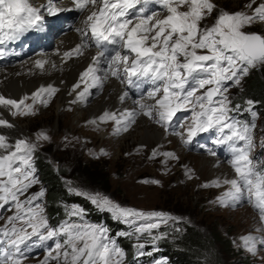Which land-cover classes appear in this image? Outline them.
<instances>
[{
    "label": "snow or ice",
    "instance_id": "1",
    "mask_svg": "<svg viewBox=\"0 0 264 264\" xmlns=\"http://www.w3.org/2000/svg\"><path fill=\"white\" fill-rule=\"evenodd\" d=\"M71 8L57 7L48 0L45 11L50 17H58L65 11L87 12L84 27L77 29L83 39L75 48L65 51L63 59L83 55L90 45L98 49L86 70L80 74V83L73 91L84 89L76 100L83 101L90 94V88L101 87L109 76L116 78L128 88L140 89L144 84L152 85L147 99L135 101L144 116L153 120L167 131L177 118L179 128L172 134L180 137L184 144H190L200 133L213 131L217 135L216 144H227L232 158L229 161L235 178L226 179L224 184L230 188L218 197L222 206L247 201L257 210L259 220L264 224V168H258L252 158L255 118L252 100H247L246 111L251 112V123L237 120L230 113L239 112L241 105L233 106L229 89L242 87V81L254 69L264 68V34L247 31L253 25H264V0H248L243 5L246 10L229 12L220 7L215 0H70ZM158 5L160 10H149V5ZM214 23H205L208 18ZM45 20L40 7L33 6L29 0H0V43L3 39H15L17 35L39 28ZM108 46H113L109 53ZM106 53H109L106 55ZM114 53V54H112ZM48 61H34L36 68L44 69ZM106 63L107 68L99 65ZM56 67L55 64L52 65ZM99 71L104 76L97 75ZM58 91L49 85L41 87L33 94V101L47 106ZM46 94L47 99H42ZM125 91L119 98L123 102L128 97ZM28 97L19 101L0 96V106L15 109L13 116L34 115L32 104H26ZM190 113L187 123L179 122L178 113ZM135 111H125L120 118L115 113L105 112L102 121L113 120L118 126L116 132H127L135 123ZM95 123V121H93ZM0 127L12 128L7 119L0 118ZM37 139L47 140L40 133ZM239 142H243L242 145ZM264 147V140L260 141ZM0 210L11 204L15 214L7 217L10 226L0 227V264H22L21 245L32 237L40 241L55 240L41 264L50 260L57 264H122L124 252L109 239L107 229L88 223L64 222L59 228H52L44 215L41 204L35 203L45 195L44 190L21 200L28 190L38 183L31 163L35 145L18 139L14 145L7 136L0 134ZM210 155L216 153L208 149ZM157 153L153 152L155 157ZM164 156L178 159L173 153ZM190 171V170H189ZM192 176L189 175V179ZM158 184L159 181H151ZM220 187L219 181L203 187ZM77 195L87 197L103 210L112 212L125 223L151 221L157 219L167 222L174 219L162 212H143L122 207L107 197L92 195L70 189ZM71 216L83 218L81 209L74 208ZM17 223L20 227H17ZM159 223H145L137 232L151 231ZM264 231V229H258ZM155 237L154 239H158ZM244 245L249 252H256V238L246 236ZM264 245V238L259 241ZM143 247V245H140ZM162 264V262H158Z\"/></svg>",
    "mask_w": 264,
    "mask_h": 264
},
{
    "label": "rangeland",
    "instance_id": "2",
    "mask_svg": "<svg viewBox=\"0 0 264 264\" xmlns=\"http://www.w3.org/2000/svg\"><path fill=\"white\" fill-rule=\"evenodd\" d=\"M215 2L222 9L235 12L246 10L243 8V5L248 0H215ZM257 2L259 3L260 0H257ZM205 23L210 26L214 23V20L210 17ZM246 30L259 31L264 34V25H253L250 29ZM23 59L21 60L23 61ZM21 60L19 61L21 62ZM254 71L259 75L260 80L264 82V68L254 69ZM252 72L253 70L250 74ZM244 83L245 78L242 81V87L233 86L229 89L230 99L234 98L241 88H244ZM119 84L121 85L120 82ZM56 94L52 96L47 106H44L38 100L34 102L32 99L33 95H29L25 103L33 105L34 115L13 116L11 114L12 118L23 126V131L21 132L22 139L26 140L29 144L35 145L31 159L32 165L36 157H39L41 153L46 154L48 157L45 160L49 162L52 170L56 171L60 168L63 171L62 178L66 180V187L79 192L107 197L122 207L143 212H162L174 219H180L179 213L175 214L176 211L174 209L180 212L185 211L186 213L189 211L191 216L203 225H208L209 227L210 225H217V227H220L222 235L226 238L228 236L231 244L234 246L233 248L237 249L236 251H224L220 255L221 264H264V245L259 243L264 238V231H258V229H264V224L259 220L257 210L248 204L246 200L237 203L235 206L231 203L228 206H222L218 202L217 198L222 196L230 188V185L223 183L227 178L219 177V174L212 172L215 168L213 164H205V159L213 160V157L203 156L198 152L186 150L185 144L181 141L180 137L166 132L160 125H156L153 120H148L147 118L144 119H147L150 125L158 126L157 128L164 134V138H157L158 140L154 137H151L152 140L151 138L144 139L145 132L139 131L145 127L142 124H139L137 129L131 126L129 131L117 133L115 121H102L100 118L92 120V122L104 123L102 130L98 129L95 132H91V130L82 125L81 121H77L73 108L68 110L69 112L67 113L60 111V107L56 103ZM42 99H47V95L42 96ZM232 104L234 106L233 102ZM248 107L247 104L241 105L240 116L235 118L242 122L251 123L253 117L251 112L246 111ZM251 107L252 111L257 113L255 118L256 128L254 129V143L256 147L252 151V158L258 168H264V147L260 146V141L264 140V106L257 108L252 105ZM12 111H15V109H11V113ZM121 113L115 114L120 115ZM141 113L142 111L140 110L139 114ZM84 116L86 118L87 114ZM245 117L248 119L244 120ZM140 118L143 119L141 116ZM180 131H183V129H180ZM40 133L47 135L48 139L38 140L37 137ZM242 143L239 142L240 145ZM3 152L4 150H0V153ZM153 152L157 153L155 157L153 156ZM163 153H173L178 159L166 157ZM207 155H210L209 152ZM215 157L220 158L218 155H215ZM231 158L232 153L231 157L227 160L221 161L218 159V163L223 164L226 169L233 172V178H235V173L229 163ZM77 163L83 164L88 169L74 172ZM90 168L100 170L102 178L101 176L99 178L94 172L90 173L93 170H90ZM70 173L79 174L81 179L72 178ZM103 174H106V182L103 180ZM34 175L38 183L33 185L24 196H21V200L40 192L42 189L45 192L44 184L39 180L36 170ZM189 175L192 176L191 179H189ZM93 177L96 179L95 183L93 182ZM154 180L159 181V183H151ZM213 181H219L221 186L203 187L205 184L211 185ZM93 185H98L106 190L105 192H99L100 190L98 189L95 191L93 190ZM35 203L42 205L44 215L46 216L44 196L35 201ZM73 209L68 208V210ZM13 213L15 214L14 207ZM66 221L69 223L91 224L80 221L77 217L71 216L70 212H67L64 217L58 220L55 228H59ZM0 223H5V227L8 225L6 219L0 220ZM145 223L165 224V222L157 219L151 221L141 220L140 224L136 225V227L138 228ZM17 227H20L19 223H17ZM136 229L129 232L128 235H134L133 243L139 245L144 240L139 239L135 233L146 234L151 237L150 240H156L154 239L156 234H162V231L157 228L152 229L150 232H137ZM246 236L256 238L255 254L249 252L248 248L244 245L243 238ZM217 244L218 242L215 241L214 245L216 247L222 246V243L218 244V246ZM54 246L53 242V245L46 248L40 254V258L22 260V264H41L47 256L48 251L53 249ZM221 250H223L222 247ZM49 264H57V262L50 260Z\"/></svg>",
    "mask_w": 264,
    "mask_h": 264
},
{
    "label": "bare ground",
    "instance_id": "3",
    "mask_svg": "<svg viewBox=\"0 0 264 264\" xmlns=\"http://www.w3.org/2000/svg\"><path fill=\"white\" fill-rule=\"evenodd\" d=\"M86 15L87 12H83L74 25V28L54 40L48 50L37 54H29L23 59V61H18L19 63L16 62L13 65L0 67V96H4L6 99L19 101L29 95H33L41 87H48L51 85L58 89L57 94H55L57 95L56 103L60 107V111H65L67 113L69 112L68 110L73 108L77 121H81L82 125L91 130V132H95L98 129L102 130V125L104 123L100 124L95 121L96 123L93 124L92 120L102 117L105 112L121 113L129 111L130 109L138 110L139 108L132 104L130 98L126 97L123 102L120 100L119 97L124 93V90L119 84V80L110 76L103 80L101 91V93H103H99L101 94L100 96L99 94L97 95L98 97L87 96L85 100L73 103V101L76 100L77 94L80 91H83L85 85L81 83L80 88L75 91H73V88L77 83H80V74L84 72L91 63L95 50L87 47L83 50V55H74L71 59L67 60H64L62 57L65 51H69L75 48L77 44L81 43V33L77 31V29L84 27L82 17L85 18ZM38 59H45L48 61V63L45 64L44 69L35 67L34 61ZM53 64L56 65L55 68L52 67ZM103 76L104 74H102V77ZM89 92H91V88L89 89ZM147 102H150L151 104L153 103L150 99ZM86 114L87 116L85 118L84 115ZM140 116L143 119H141ZM0 118L7 119L14 125L12 128L0 127V133L7 136L8 142L14 145L16 140L22 139L21 132L23 131V126L12 118L10 107L0 106ZM144 118L151 120L147 116H144L143 113L137 114L134 118L135 123H132L131 126L137 129L139 124L144 125L145 127L139 130L140 132H145L144 139H150L151 137L156 139L161 137L164 138V134L157 128L158 126L150 125L147 119ZM130 127L128 131L130 130ZM203 156L214 158L213 160H207L204 158L205 164L210 163L215 166L212 171L213 173L219 174V177L222 178H233V172L226 169L223 164L218 163V157L208 155Z\"/></svg>",
    "mask_w": 264,
    "mask_h": 264
},
{
    "label": "trees",
    "instance_id": "4",
    "mask_svg": "<svg viewBox=\"0 0 264 264\" xmlns=\"http://www.w3.org/2000/svg\"><path fill=\"white\" fill-rule=\"evenodd\" d=\"M245 83L243 85L244 88H241L235 94V97L231 99L234 105L247 104L246 99H249L255 102L253 106L257 108L264 106V82L260 80L257 72L253 70L248 78H245ZM47 157L48 155L41 153L39 157H36L33 165L39 180L44 184L45 214L52 223H56L61 217H64L69 212L68 208L70 209L71 205L81 207L84 216L93 221L102 220L110 233L121 232L117 235V240L121 248L125 251L124 254L126 257L130 256L135 248H139V244L133 243L134 235H128L123 222L117 218H113L112 212L103 210L93 204L87 197L77 195L75 192L70 191L66 187V180L62 178L63 171L60 168L53 171L49 166V162L45 160ZM74 169V172H79L80 170L82 171L88 168L83 164L77 163ZM92 169L90 168V170ZM91 172H94L99 178L100 176L102 178L100 170L93 169ZM70 176L77 180L81 179L77 173H70ZM93 179L95 183L96 179L94 177ZM103 180L106 182V174H103ZM94 188L93 190L96 191L98 189L100 190L99 192H105L106 190L98 185L94 186ZM174 211H176L175 214L179 213L180 219H171L165 224L159 225L157 229H160L162 234H156V237H159L156 239L159 251L166 256L170 264H221L220 255L224 251L237 250L233 248L234 246L231 244L229 237L227 236L226 238L222 235V231L217 225H210V227L203 225L200 221L194 219L187 210L188 213L185 211L180 212L177 209H174ZM138 238L144 240L145 244L142 243L141 245L143 247H140L143 252L148 251L146 243H148L151 237L146 234H138ZM215 241L218 244L222 243L221 247L223 250H221L220 245L218 246L217 244L218 247L214 245Z\"/></svg>",
    "mask_w": 264,
    "mask_h": 264
}]
</instances>
